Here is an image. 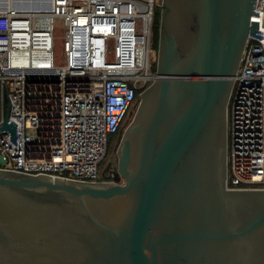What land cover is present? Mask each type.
<instances>
[{"label": "water", "instance_id": "water-1", "mask_svg": "<svg viewBox=\"0 0 264 264\" xmlns=\"http://www.w3.org/2000/svg\"><path fill=\"white\" fill-rule=\"evenodd\" d=\"M256 1L163 0L158 76L105 181L0 169V264H264V190L227 188L234 78L263 39ZM11 108L4 84L0 134L17 146Z\"/></svg>", "mask_w": 264, "mask_h": 264}, {"label": "built area", "instance_id": "built-area-1", "mask_svg": "<svg viewBox=\"0 0 264 264\" xmlns=\"http://www.w3.org/2000/svg\"><path fill=\"white\" fill-rule=\"evenodd\" d=\"M31 1L35 8L0 0V125L4 84L17 124V146L0 134V169L102 182L111 140L157 79L153 30L163 0ZM255 12L263 39L249 37L228 108L229 190H264V0Z\"/></svg>", "mask_w": 264, "mask_h": 264}, {"label": "rangeland", "instance_id": "rangeland-1", "mask_svg": "<svg viewBox=\"0 0 264 264\" xmlns=\"http://www.w3.org/2000/svg\"><path fill=\"white\" fill-rule=\"evenodd\" d=\"M23 2H31V0H22ZM43 1V0H42ZM55 35H56V47H55V63L57 65H61L63 62V55H64V50H63V36H64V25L61 20L56 19L55 20ZM140 97V96H139ZM136 113V110L133 111V115L129 116L127 122L124 125L123 132L128 128L130 123L133 120V117ZM119 135L116 138H113L110 143L109 151L108 154L105 158V160L102 162L100 166V171L102 172L103 169L107 168L109 165L117 166L118 165V139Z\"/></svg>", "mask_w": 264, "mask_h": 264}, {"label": "trees", "instance_id": "trees-1", "mask_svg": "<svg viewBox=\"0 0 264 264\" xmlns=\"http://www.w3.org/2000/svg\"><path fill=\"white\" fill-rule=\"evenodd\" d=\"M160 11L157 12L155 21H154V47L156 50H158V41H159V29H160ZM140 95V93H139Z\"/></svg>", "mask_w": 264, "mask_h": 264}, {"label": "flooded vegetation", "instance_id": "flooded-vegetation-1", "mask_svg": "<svg viewBox=\"0 0 264 264\" xmlns=\"http://www.w3.org/2000/svg\"><path fill=\"white\" fill-rule=\"evenodd\" d=\"M105 169H106V168H105ZM105 169L102 170V177H103L104 181H105V178H104V170H105ZM114 169H115V166L111 165L109 171H112V170H114ZM109 175H110L109 172H107V173L105 174V176H109Z\"/></svg>", "mask_w": 264, "mask_h": 264}, {"label": "bare ground", "instance_id": "bare-ground-1", "mask_svg": "<svg viewBox=\"0 0 264 264\" xmlns=\"http://www.w3.org/2000/svg\"><path fill=\"white\" fill-rule=\"evenodd\" d=\"M18 2L19 3H25V2H23L22 0H18ZM39 2V1H38ZM29 4L28 5H31V4H33L32 6L35 8V4H34V2L33 1H31V2H28ZM41 3H43V1H41ZM37 6H39V4H37ZM36 6V7H37Z\"/></svg>", "mask_w": 264, "mask_h": 264}]
</instances>
